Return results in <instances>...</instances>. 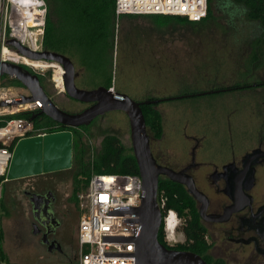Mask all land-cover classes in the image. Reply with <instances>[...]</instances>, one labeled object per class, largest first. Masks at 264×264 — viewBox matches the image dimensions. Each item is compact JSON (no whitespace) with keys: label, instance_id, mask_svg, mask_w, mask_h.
Here are the masks:
<instances>
[{"label":"rangeland","instance_id":"1","mask_svg":"<svg viewBox=\"0 0 264 264\" xmlns=\"http://www.w3.org/2000/svg\"><path fill=\"white\" fill-rule=\"evenodd\" d=\"M215 5L213 18L194 24L166 21L162 17L145 14L123 16L116 20L111 86L115 91L125 92L136 100L148 96L166 98L154 104L162 115L161 134L155 136L149 130L148 133L158 160L174 168H180L189 161L194 144H198L195 150L197 160H203L205 153H209L212 161H220L225 153L230 152L231 145L235 151L244 148L248 137L257 134L258 127L264 121V108L261 107L264 103V84L183 95L185 92L236 83L264 81V47L256 51V57L253 58V51L258 47L255 39L262 36L263 29L256 21L248 20L243 9L236 8L230 0H216ZM72 60L76 85L91 88L86 86L91 79L86 75L87 71L75 58ZM38 63L41 66L26 68L40 76L44 89L58 105L69 110L84 107L83 102L71 98L65 92L62 73L52 66L58 63L47 59H39ZM169 96L176 97L167 99ZM107 133L115 134L126 147H131L127 115L121 110H112L74 132L70 164L47 173L36 172L23 178L6 179L1 197V224L2 244L10 261L22 264H65L77 259L76 232L82 213L78 193L82 190L77 192L75 201L73 183L79 170L87 169L89 160ZM77 140L79 148L84 149L83 154L78 153ZM208 145L212 149L204 152ZM27 155V151H20L19 159ZM26 167L25 161L17 170ZM201 173H198L199 178H202ZM47 178L54 185H62L66 194H70L64 228L67 234H76L75 247L71 251L65 250L72 258L58 252L42 255L41 245L29 224L23 187L26 182ZM206 187L209 189V186ZM214 195L210 189V196ZM181 224L182 220L178 216L174 231L177 239ZM42 250L45 249L42 247ZM226 259L230 263L250 264L244 260Z\"/></svg>","mask_w":264,"mask_h":264},{"label":"built area","instance_id":"2","mask_svg":"<svg viewBox=\"0 0 264 264\" xmlns=\"http://www.w3.org/2000/svg\"><path fill=\"white\" fill-rule=\"evenodd\" d=\"M208 0H115L116 18L124 13L179 14L191 20H200L207 14ZM47 16L46 0H0V60L26 66H41L39 59L30 58L9 43L15 39L32 49L42 50ZM34 71V70H33ZM14 78L0 74V202L3 182L12 157V145L23 137L43 134L34 127L31 116H9L18 112L33 111L37 101L13 103L14 99L29 95V89L20 84L8 82ZM5 101V104H1ZM142 180L133 173H93L85 189L78 193L82 213L77 225L78 257L65 264H138L134 255V241L117 239L137 235L140 225L133 212L119 213L118 208L134 207L142 202ZM162 210L165 197L157 193ZM165 239L174 243V231L178 215L168 209L163 215ZM176 224L169 227L170 223ZM0 223V264H22L7 259L2 246ZM116 238V239H115ZM64 264V263H59Z\"/></svg>","mask_w":264,"mask_h":264},{"label":"trees","instance_id":"3","mask_svg":"<svg viewBox=\"0 0 264 264\" xmlns=\"http://www.w3.org/2000/svg\"><path fill=\"white\" fill-rule=\"evenodd\" d=\"M46 2L47 16L42 41L43 47L62 52L71 58H75L79 65L87 71L86 75L91 77L90 84L86 86L95 87L100 84L107 87L111 86L112 50L115 24L117 23L115 0H46ZM215 2L216 0H208L207 14L200 20H191L179 14L146 13L145 15L162 17L166 21L174 20L194 24L214 17ZM230 2L236 8H242L245 17L250 21H256L257 25L263 29L262 36L256 37L255 39V43L258 45L253 51V58H255L256 51L264 47V0H230ZM136 15L139 14L124 13L120 17ZM24 66L26 67V65ZM8 82L12 84L21 83L16 78H9ZM256 84L262 85L264 82H256ZM249 86H251L250 83H236L220 87L218 91L214 90L213 92L236 90L240 87ZM197 92H185V94H202ZM147 98L158 97L148 96ZM167 99H170V96ZM141 108L146 126L155 136H159L163 129L161 112L153 103H143ZM31 114L32 111L24 110L9 116L29 117ZM32 120L34 127L40 131L44 129L53 131L55 128L54 124L59 126L63 125L44 113H38ZM79 145V141L77 140L78 153L83 154L84 149L83 147L79 148ZM87 169L81 168L78 172L80 177L77 174L75 178L73 193L76 199L77 192L86 188L93 173L123 172L139 174L132 148L126 147L118 136L112 133L103 135L97 152L88 162ZM157 193L158 196L162 195L165 197L162 215L168 209H174L178 216L186 217L179 228V231H182L185 235L183 241L177 242L176 245L168 244L164 235L163 220L157 235L159 241L170 247L197 252L209 264H239L226 263L223 258L214 257L210 254L209 247L211 244L205 237V227L198 221L199 214L195 200L182 183L171 180L165 175H161L159 176ZM1 207L2 200L0 202V210H2ZM7 259L10 260L9 257Z\"/></svg>","mask_w":264,"mask_h":264},{"label":"water","instance_id":"4","mask_svg":"<svg viewBox=\"0 0 264 264\" xmlns=\"http://www.w3.org/2000/svg\"><path fill=\"white\" fill-rule=\"evenodd\" d=\"M8 42L30 58L53 60L58 63L63 68L62 78L65 92L76 100L91 102L90 105L80 111L71 112L64 110L44 90L35 71L32 72L22 64L0 60V74H8L18 79L30 91L29 95H23L12 102L24 103L32 100L38 102V111L32 113L31 118L37 113H44L63 125L76 127L88 124L98 114L109 110L120 109L126 113L130 126L131 148L142 180V202L134 207H121L117 210L119 213L133 212L137 215L136 219L139 222L140 229L135 236L116 238L134 241L136 263L209 264L197 252L167 246L159 241L157 237L163 219L162 210L157 200L160 175H165L171 180L182 183L187 191L201 202L199 213L203 217L207 201L206 195L196 187L192 176L186 172L189 166L175 169L171 166L160 164L156 161L151 151L150 136L141 105L143 103H154L164 98L136 100L125 92L115 91L112 86L107 87L102 84L91 88L80 87L75 83L74 62L67 54L46 48L32 50L13 38L9 39ZM213 91L214 89H209L201 93H211ZM174 97L176 96H170V98ZM5 103V101L1 102V104ZM70 139V131L48 132L19 139L13 151L8 177L18 173L33 174L40 170L39 166L42 164L43 169L67 164L70 153ZM20 151H27L28 155L19 159ZM25 161L27 162V167L23 170H17ZM233 209L228 207L226 212H230ZM217 219H221V216H218Z\"/></svg>","mask_w":264,"mask_h":264},{"label":"flooded vegetation","instance_id":"5","mask_svg":"<svg viewBox=\"0 0 264 264\" xmlns=\"http://www.w3.org/2000/svg\"><path fill=\"white\" fill-rule=\"evenodd\" d=\"M30 70L33 72L32 69ZM38 77L41 83L40 76L38 75ZM250 84L251 86L257 85L256 83ZM41 85L45 88L42 83ZM214 90L218 91L219 89L214 88ZM203 91L205 90L197 93ZM79 102H83L84 107L91 104V102ZM58 106L71 112L80 111L84 108L69 110L63 106ZM261 107L264 108V103ZM37 111L38 109H35L32 113ZM110 111L112 110L98 114L89 123L96 117ZM262 111L264 113V109ZM88 124L76 127L54 124L53 131L44 129L42 132L70 131L74 133L75 130H79ZM258 128L257 134L248 137L247 145L244 148L235 151L231 145L230 152L225 153L226 155L220 161H212V156L209 153H205L203 160H197L195 150L198 144H194L189 161L180 168H175L182 169L189 166L186 172L192 176L196 187L206 195L204 217L199 213L201 202L192 196L199 214L198 221L206 229L205 237L211 244L209 247L210 254L214 257L223 258L226 263H230L226 259L228 257L234 260H244L250 264H264V121ZM148 130L151 131L149 128ZM210 149L212 148L208 145L204 152H209ZM151 151L158 163L170 166L169 163L158 160V154L154 153L152 147ZM200 171H202V178L198 176ZM26 186L23 187L28 201L25 202V207L31 230H35L34 234L41 245V254L58 252L62 256L68 255L65 250L71 251L76 242L74 237L76 234H67L64 228V218L70 194H66L62 185H54L49 178L33 183L26 182ZM206 186H209V189ZM210 189L214 191V196H210ZM228 207L234 209L226 212ZM218 216H221V219H217ZM180 218L182 223L186 219L182 216ZM179 234V238H176L174 243L168 244L176 245L177 242L183 241L185 239L184 233L179 231ZM42 247L45 250H42ZM67 258H72V255H68Z\"/></svg>","mask_w":264,"mask_h":264},{"label":"crops","instance_id":"6","mask_svg":"<svg viewBox=\"0 0 264 264\" xmlns=\"http://www.w3.org/2000/svg\"><path fill=\"white\" fill-rule=\"evenodd\" d=\"M55 132V131H54ZM37 135H39V134H33V135H31V136H37ZM75 134L74 133H72L71 132V141H70V153H69V160H68V163L67 164H65V165H61V166H50V167H48V168H46V169H43L44 167H43V164L42 165H40L39 167V171H37L38 173H47V172H50V171H53L54 169H58V168H62V167H64V166H66V165H68V164H70V162H71V150H72V137L74 136ZM27 137H30V136H27ZM19 140V139H18ZM18 140L17 141H15L14 142V144L12 145V155H13V151H14V149H15V146H16V144H17V142H18ZM12 158V157H11ZM10 162H11V159H10ZM10 162H9V166H10ZM9 166H8V168H7V178H9V179H12V178H14V179H16V178H23V177H26L27 175H32V174H21V173H18V174H12V176L11 177H8V171H9ZM36 173V172H35ZM19 174H21V175H19ZM6 178V179H7ZM74 178H75V176H74ZM5 181L6 180H4V182H3V184L2 185H4V183H5ZM74 184H75V179H74V183H73V187H74ZM72 191H74V188H73V190ZM4 191H3V189H2V193H3ZM75 201H77V199H74ZM0 212H1V210H0ZM77 234V233H76ZM3 243V242H2ZM3 245V244H2ZM3 252H4V254H5V256L8 258V256H7V254H6V249L4 248V246H3Z\"/></svg>","mask_w":264,"mask_h":264},{"label":"bare ground","instance_id":"7","mask_svg":"<svg viewBox=\"0 0 264 264\" xmlns=\"http://www.w3.org/2000/svg\"><path fill=\"white\" fill-rule=\"evenodd\" d=\"M50 65H51V64H50ZM52 66L58 68V69L61 71V73L63 72V68H62V66H60V65H58V64H52ZM175 224H176V221L170 223L169 227H171V226H173V225H175Z\"/></svg>","mask_w":264,"mask_h":264}]
</instances>
